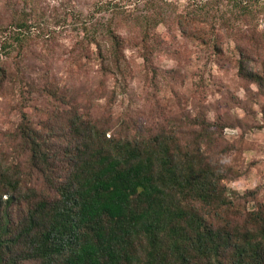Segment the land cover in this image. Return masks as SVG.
Returning <instances> with one entry per match:
<instances>
[{"label": "trees", "instance_id": "16d2710c", "mask_svg": "<svg viewBox=\"0 0 264 264\" xmlns=\"http://www.w3.org/2000/svg\"><path fill=\"white\" fill-rule=\"evenodd\" d=\"M96 30L85 39L102 72L125 74L122 37ZM151 33L140 22L145 63ZM237 72L259 78L242 55ZM54 122L43 131L22 112L15 155L0 158V264H264V202L247 209L229 198L205 127L180 138L76 109Z\"/></svg>", "mask_w": 264, "mask_h": 264}, {"label": "rangeland", "instance_id": "374dc122", "mask_svg": "<svg viewBox=\"0 0 264 264\" xmlns=\"http://www.w3.org/2000/svg\"><path fill=\"white\" fill-rule=\"evenodd\" d=\"M105 25L123 39L125 74L103 73L85 39V28ZM241 55L257 81L238 74ZM0 65L1 159L15 155L10 133L22 112L43 131L72 109L180 138L205 127L229 198L247 209L264 202V0H0Z\"/></svg>", "mask_w": 264, "mask_h": 264}]
</instances>
